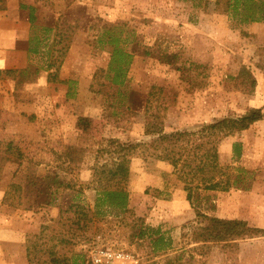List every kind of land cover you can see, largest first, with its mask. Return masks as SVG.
Returning <instances> with one entry per match:
<instances>
[{
    "label": "rangeland",
    "instance_id": "374dc122",
    "mask_svg": "<svg viewBox=\"0 0 264 264\" xmlns=\"http://www.w3.org/2000/svg\"><path fill=\"white\" fill-rule=\"evenodd\" d=\"M22 2L34 7L35 24L28 21L27 31L19 26L20 32L28 33V40L18 42V54L11 57L20 69L0 80V141L12 142L43 161L39 168L43 174L45 168L59 165L58 155L72 153L83 118L87 139L79 144L87 152L67 177L76 187L57 196L59 208L25 211L3 205L16 165L4 168L0 264H28L27 249L47 247L56 242H51L57 237L54 233L66 234L59 221L71 214L60 211L72 202L98 215H89L84 230L67 234V243L57 245L70 264H88L90 253L101 248L132 254L139 264H264V237L240 241L236 251L211 246L204 258L191 252L194 245L184 235L195 226V212L168 163L135 158L126 166L132 218L106 205L97 212V193L86 189L96 151L114 152L123 144L150 141L144 134L143 107L151 87L176 92L175 106L167 109L162 120L165 134L195 131L203 124L264 108V23L239 26L216 11L215 0ZM13 7L21 10L19 0ZM74 22L78 30L57 71V51L63 44H55V25L63 29ZM33 48L37 54L28 52ZM114 49L130 56L121 86L111 84L113 70L119 66L111 63ZM51 63L54 66L48 70ZM51 73L56 75L50 78L54 82L48 80ZM239 75L255 79L253 96L234 89ZM155 97L150 99L152 108L157 106ZM234 144L241 146L237 161ZM214 162L229 167L234 187L227 193L194 195L195 207L208 216L264 229V120L222 140ZM132 219H141L148 229L143 240L133 237L139 225L128 227ZM155 237L168 247L154 252Z\"/></svg>",
    "mask_w": 264,
    "mask_h": 264
},
{
    "label": "trees",
    "instance_id": "16d2710c",
    "mask_svg": "<svg viewBox=\"0 0 264 264\" xmlns=\"http://www.w3.org/2000/svg\"><path fill=\"white\" fill-rule=\"evenodd\" d=\"M19 9L29 12V23L35 24L34 7L26 5L19 0ZM215 9L219 14L233 20L237 25L243 26L255 23H264V0H215ZM7 10V0H0V12ZM59 21V20H58ZM78 22L73 25L65 24L63 29L55 25V38L57 45L63 44L59 53L57 71L63 62L74 33L78 30ZM46 31H51L47 29ZM29 53L37 54V49H29ZM130 56L116 49L112 52L111 63H119L113 70L111 84L121 86L126 73V65ZM54 66H48L50 70ZM16 71H0V80L9 77ZM56 78V75H48ZM256 81L250 76L239 75L234 79V89L244 96L251 97L254 94ZM156 96V97H155ZM155 97L157 106L149 105L150 99ZM176 92L162 87H151L145 98L143 111L145 113V136L150 137L146 143L123 144L117 151H96V161L91 169V181L86 189L97 193L95 209L104 205L125 216L132 218V212L127 207L128 192L126 166L132 159L155 160L168 163L177 180L186 188V201L194 209L196 221L195 226L185 234L189 242L194 246L190 248L196 256L204 258L208 255L211 246L219 247L227 251H236L238 243L246 239L264 237V229L250 227L242 220H224L201 213L194 205V195L203 193H227L234 183L229 172V167H221L215 164L214 159L218 154V147L222 140L233 137L236 133L248 130L253 124L264 120V108H251L242 116L236 118H224L203 124L195 131H175L169 134L163 133L162 120L168 108L175 106ZM79 130L81 132L76 147L71 154L58 155L59 165L45 168V172L39 173L43 161L12 142L0 141V180L4 168L8 164L16 165L12 181L8 185L2 198V204L25 211L35 210L42 207L59 208L60 196L65 191L73 190L76 184L67 179L72 175L83 161L87 152L79 143L87 139L88 124L86 119H79ZM240 144H234L232 148L233 158L237 161L241 157ZM46 167V166H45ZM63 215H70L63 221H59L65 227L66 234L54 233L56 241L49 246L31 248L26 250L28 264H70L68 259L60 255L57 245L67 243V234H74L77 230H84L89 215L95 216L92 209L72 202ZM61 217L59 218V220ZM80 225L82 227L80 228ZM139 225L138 232L133 234L139 240H143L147 234L141 219H132L128 225L134 229ZM150 231V230H149ZM157 234V233H156ZM153 251H161L168 247L162 238L156 237L152 241ZM46 256L45 260L42 257ZM193 256L189 257L190 262Z\"/></svg>",
    "mask_w": 264,
    "mask_h": 264
},
{
    "label": "crops",
    "instance_id": "0c3cea01",
    "mask_svg": "<svg viewBox=\"0 0 264 264\" xmlns=\"http://www.w3.org/2000/svg\"><path fill=\"white\" fill-rule=\"evenodd\" d=\"M13 3L14 0H7V10L0 12V18L4 19L0 23V71L20 69L17 63L12 62L11 57L18 54L16 44L28 40V33L20 32L19 26L28 30L29 13L14 8Z\"/></svg>",
    "mask_w": 264,
    "mask_h": 264
},
{
    "label": "built area",
    "instance_id": "2783aa9c",
    "mask_svg": "<svg viewBox=\"0 0 264 264\" xmlns=\"http://www.w3.org/2000/svg\"><path fill=\"white\" fill-rule=\"evenodd\" d=\"M88 264H139V261L124 251L101 248L90 253Z\"/></svg>",
    "mask_w": 264,
    "mask_h": 264
}]
</instances>
